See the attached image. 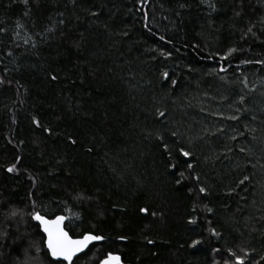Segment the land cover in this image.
Segmentation results:
<instances>
[{
	"label": "trees",
	"instance_id": "obj_1",
	"mask_svg": "<svg viewBox=\"0 0 264 264\" xmlns=\"http://www.w3.org/2000/svg\"><path fill=\"white\" fill-rule=\"evenodd\" d=\"M209 3L0 0V199L26 214L68 217L74 237H106L75 264L108 253L121 264H223L217 248L264 264V0ZM179 147L194 153V170ZM196 175L206 196L189 192ZM84 191L96 194L103 217L76 199ZM34 223L26 216L20 231Z\"/></svg>",
	"mask_w": 264,
	"mask_h": 264
},
{
	"label": "snow or ice",
	"instance_id": "obj_2",
	"mask_svg": "<svg viewBox=\"0 0 264 264\" xmlns=\"http://www.w3.org/2000/svg\"><path fill=\"white\" fill-rule=\"evenodd\" d=\"M38 2V0H37ZM69 2L75 6L77 4V0H69ZM24 5L29 4V0H22ZM201 3H209V0H201ZM186 5L180 4L179 7L183 8ZM209 7L215 11V4L209 3ZM237 16L240 15L239 12L235 13ZM25 16L28 15L26 11L24 13ZM61 17H63V13H60ZM90 16L97 17L99 15L98 12H89ZM179 15V13H177ZM59 23L62 25L65 23L64 19H61ZM17 28H23L24 25L17 22ZM6 29L0 27V32H5ZM47 31L52 32L53 29H47ZM249 33L252 32V28L249 27L247 30ZM16 36L19 37V32L16 33ZM160 39H164V37H160ZM24 44H28L29 40L24 39ZM19 46V45H17ZM36 45L35 43L32 44L34 48ZM234 51V50H229ZM8 55L11 56L12 52L9 51ZM162 55L170 56L171 53H162ZM257 63L264 64V61H257ZM221 71H224L221 68ZM162 77L165 80L169 79V73L164 72L162 73ZM52 81L58 79V76L52 74L50 76ZM4 78L0 77V84H3ZM177 84L176 80H171V85L175 86ZM243 97H241V102H243ZM158 116L164 117V111H158ZM238 117H231V119H237ZM37 127H40L43 132L48 133L49 135L52 134V129L47 127H42L40 125V121L35 120L33 121ZM172 136H176L175 132L171 133ZM69 142L72 145H75L77 141L72 139L71 137L68 138ZM157 139L163 141V136H157ZM235 139V137H233ZM164 149L168 152L169 156L172 155L171 151L167 144H164ZM242 152L245 149H240ZM91 151V149H89ZM178 155L180 157L185 158L184 163L186 164V169L194 170V165L188 162V158L194 156V153L189 148L186 150L185 147L178 148ZM19 157H17V161H19ZM171 168L178 170L179 164H171ZM17 170L16 165L13 164L12 166L6 169L7 172L12 173ZM180 179L176 180L177 184H180L182 178H184V172H179ZM198 187L193 190L189 189V192H195L197 197L206 196L208 193V189L205 186H199L200 177L196 175L194 177ZM249 179L248 176H244L242 180L239 181L240 184H243L245 181ZM76 199L79 200L82 204H90L95 205L94 211L96 212L97 216L103 217L104 210L100 207L99 201L96 199L95 193H89L87 191L77 193ZM34 203V202H33ZM115 207V206H113ZM196 206H193L192 211L196 212ZM120 211H123L121 209ZM139 211L144 214L149 213L148 208H140ZM213 211L212 208L208 207L207 212L211 213ZM152 216H156V212L151 213ZM27 216V220L31 222H35L34 224H29L28 227L25 228L24 231H20V226L25 223V217ZM68 219V217L64 215H57L54 219H49L47 216L42 215L39 211H31L30 213H25L22 210L9 208L8 202L3 199H0V262L8 259L11 261V264H33L34 261H37L41 258V256L47 257L50 261V264H63V262H67V264H73V258L78 257V253H83L85 249L88 248L89 244L96 241H104L106 237L104 235L95 234L94 231H86L80 235L79 238L73 239L64 228V221ZM13 223H15V228L12 227ZM189 223H196L195 219L189 221ZM35 228L36 231H30L31 228ZM210 232L213 236L219 237L221 234L216 231L215 228L210 229ZM39 236V240L36 237ZM120 240H126L128 237L120 236L118 237ZM148 244H154V240H147ZM201 241L196 240L193 241V246L200 244ZM42 246V247H41ZM8 250V251H6ZM218 255H221V259L223 264H245V260L249 257V253L244 249H241L243 252L242 255H238L236 251L232 249H228L225 252H222L221 249H213ZM13 253L16 255L13 257ZM264 259V258H262ZM99 264H121V257L117 254L108 253L106 257L100 260ZM214 264H220V261H214ZM248 264H251V260H248Z\"/></svg>",
	"mask_w": 264,
	"mask_h": 264
},
{
	"label": "water",
	"instance_id": "obj_3",
	"mask_svg": "<svg viewBox=\"0 0 264 264\" xmlns=\"http://www.w3.org/2000/svg\"><path fill=\"white\" fill-rule=\"evenodd\" d=\"M56 217V216H55ZM55 217H53V218H50V217H48L49 219H54ZM65 223H66V220L64 221V228H65V231H67L68 233H69V231L66 229V227H65ZM69 235L73 238V239H77V238H79V237H74V236H72L70 233H69ZM97 242H99V241H96V242H92L91 244H89V246H88V248L87 249H85L84 250V252L83 253H85L89 248H90V246H92L93 244H95V243H97ZM83 253H78L77 255H78V257L81 255V254H83ZM118 255V254H117ZM120 256V255H119ZM75 259H76V257H74L73 258V264H75L74 263V261H75ZM67 263V262H66Z\"/></svg>",
	"mask_w": 264,
	"mask_h": 264
}]
</instances>
